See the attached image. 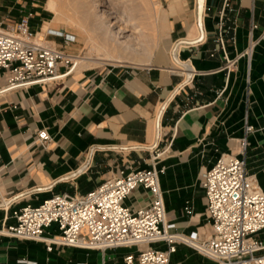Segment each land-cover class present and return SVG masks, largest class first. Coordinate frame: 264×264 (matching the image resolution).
Wrapping results in <instances>:
<instances>
[{
  "label": "crops",
  "instance_id": "0c3cea01",
  "mask_svg": "<svg viewBox=\"0 0 264 264\" xmlns=\"http://www.w3.org/2000/svg\"><path fill=\"white\" fill-rule=\"evenodd\" d=\"M153 1L157 35L168 29L170 48L180 44L176 57L182 63L173 58L177 66L61 69L47 83L0 91V264H122L125 247L47 249L42 240L1 229L25 203L36 205L55 192H87L128 161L150 166L152 146L166 148L155 164L164 167L159 180L167 218L185 233L200 231L206 203L200 178L220 153L238 151L246 112L254 125L244 152L246 170L264 191V0H203L200 19L195 0L194 24L178 5L168 12L181 16L165 23L160 0ZM40 2L0 0V22L31 13L30 27L38 31L51 16L46 1ZM221 19L228 27L224 49L218 40ZM49 20L52 28L73 33ZM48 36L46 42L67 53L77 50L75 35L68 42ZM39 127L51 136L46 146L33 141ZM150 198L138 186L124 203L139 207ZM56 232L55 223L46 229L48 235ZM256 236L264 241V230ZM177 251L187 263L201 258L188 246Z\"/></svg>",
  "mask_w": 264,
  "mask_h": 264
},
{
  "label": "built area",
  "instance_id": "2783aa9c",
  "mask_svg": "<svg viewBox=\"0 0 264 264\" xmlns=\"http://www.w3.org/2000/svg\"><path fill=\"white\" fill-rule=\"evenodd\" d=\"M30 17L27 13L0 27V91L47 83L73 65L72 54L36 38ZM218 28L224 49L228 27L221 19ZM47 34L63 35L64 42L74 38L54 29H47ZM253 130L246 112L238 151L220 153L200 178L209 224L206 232L185 233L167 218L159 180L164 167L155 164L166 148L155 146L150 166H133L128 161L87 192H55L36 205L25 203L12 212L13 221L1 232L42 240L47 249L54 244L95 250L125 247L122 264H180L172 259L180 245L210 258L212 264H264V241L256 236L264 230V191L251 181L244 157L247 136ZM50 140L45 127L34 130V142L46 146ZM138 186L150 192V200L139 207L125 204L124 199ZM184 211L191 213L192 208L185 206ZM52 223L57 232L48 235L46 229Z\"/></svg>",
  "mask_w": 264,
  "mask_h": 264
},
{
  "label": "rangeland",
  "instance_id": "374dc122",
  "mask_svg": "<svg viewBox=\"0 0 264 264\" xmlns=\"http://www.w3.org/2000/svg\"><path fill=\"white\" fill-rule=\"evenodd\" d=\"M45 1L47 3V0H41L40 4L45 3ZM86 1H87V6L90 9V12L93 13V2L91 0H86ZM57 2H59V3H57ZM73 2H74V0H56V5H58L59 7L62 6L65 9L66 8L70 9L69 12H71ZM160 3L162 6V9L164 10V21H165V23H169L170 20H173L174 18L181 16V15L178 16L174 13L168 12V8L171 5H178V6L184 7L185 11L187 13H189L191 16L190 22L192 24L195 23V15L193 13V9L195 7V0H160ZM120 5H122L123 7L125 6L129 11H132L133 14L136 15V17H138L137 19H139V22L141 24L140 34H142L138 38V41L141 44V45L138 44V46L140 45L139 47H140V49L142 48L141 49L142 52L143 51L147 52V53H145L147 55V59H145V58L141 59L142 57H144V55H140V54H142V52L140 51V49H138V50H135V51L129 53V55L131 54V56L128 55V58L131 57V59L119 57L118 58L119 60H115V61L103 59L102 62H94V63L93 62H84V63H82V65L81 64L76 65V61L74 60L75 63H73V65H74L73 68H81L80 71H82V70H107V69L115 67V66L116 67H118V66L143 67V66H149L152 64H163V63H167V62L169 64L177 66L174 63L173 54L175 53L176 55H178V46L180 44L178 43L177 47L172 52L173 47L170 48V39L173 38V34L172 33L170 34L168 29H164L161 31L160 36L157 35V33H156V22L155 21H157L156 17L158 16V10H157V7H156L154 1L153 0H120ZM186 5H189V8H188V6L186 7ZM146 9H148V10H146ZM11 10H13V9L11 8ZM154 16H155V18H154ZM67 17H68L67 14H62V13L60 14V12L58 14V13L53 12L51 10V16H49V18L45 22H42V25H41L42 27L40 26L38 31L36 30L37 31V38L45 41V39H47L49 37L48 35H55V34H47V29H54L51 27L52 22L50 23V20H49L52 18L53 21H57L60 24H62L64 27L71 30L73 32L71 35L76 36V40H77L76 43H77L78 47H77V50L73 54H75L76 56H80V55H84L85 52H87L92 57L93 56L94 57H102L103 51L101 49L96 50L97 47H92V48L88 47L92 43L90 41L91 43L89 44V38L87 36L88 34H86V33H88V31L84 30V27H82L80 23L73 21V20H69ZM13 21H15V20H13V18H8V20L6 22H1L0 27H5L7 23H11ZM154 22H155V24H154ZM82 25H85V24H82ZM43 26L45 28L47 26V29L46 30H45V28L43 29ZM142 26H143V29H142ZM44 30H45V32H44ZM54 30L63 32L62 29H60V30L54 29ZM142 30H143V33H142ZM41 31L44 32L43 36H42L43 32L41 34H39V32H41ZM68 34H70V33H68ZM55 36L62 37V39L64 41L63 35H55ZM50 44H53V42H50ZM57 47L61 48L58 45H57ZM143 47H144V49H143ZM138 52H140V54ZM138 57H141L140 58L141 60L145 59V61H141ZM113 58H117L115 53H113ZM138 60H140V61H138ZM72 66H71V68H72ZM114 171H115V169H114ZM77 190L79 191V189H77ZM208 225L209 224H208L207 213H206V210H204L203 220L201 221V227L199 230L206 232L208 229ZM172 259L174 261L180 262V264H212V260L208 257L203 256V255H201L200 259H196L194 261L192 260V261H190V263H187L183 260L178 259V251H176L172 254Z\"/></svg>",
  "mask_w": 264,
  "mask_h": 264
},
{
  "label": "bare ground",
  "instance_id": "6f19581e",
  "mask_svg": "<svg viewBox=\"0 0 264 264\" xmlns=\"http://www.w3.org/2000/svg\"><path fill=\"white\" fill-rule=\"evenodd\" d=\"M91 1L93 2V13L90 12L86 0H74L73 6L71 8L72 9L71 12H69L70 9L67 8L65 9L62 6L59 7L58 5H56V0H47L46 3V6L50 10L58 14L59 12L60 14L61 13L67 14L68 15L67 18L69 20H73L80 23L81 26L84 27V30L88 31V33L86 34H88L87 36L89 38V44L92 42L91 45L88 46L89 48L97 47L98 49L96 48V50L101 49L103 51L102 57H94V56L92 57L87 52H85L84 55H80V56H76L72 54L71 58L73 60V63H75L76 61V65L77 64L82 65V63L84 62H93V63L102 62L103 59L115 61V60H119L118 59L119 57L128 58L130 52L140 49L139 46L141 44L139 43L138 38L142 35L140 34L141 24L139 22V19H137L138 17H136V15L133 14L132 11H129L125 6L123 7L122 5H120V0H91ZM202 6H203V0H197L198 19H200L201 16ZM47 26L46 28L43 27V29L45 28L46 30ZM36 38H37V33H36ZM138 44L140 45L138 46ZM113 53L116 54L117 58H113ZM138 53L140 54V52ZM145 53L147 52L143 51L142 54L140 55H144V57L142 58L138 57V58L147 59V55ZM129 56H131V54ZM173 58L175 61L182 63L176 57L175 53L173 54ZM128 59H131V57H129ZM145 59L141 61H145ZM73 67L74 65L72 66L71 69H74ZM189 75L190 73L187 74V76Z\"/></svg>",
  "mask_w": 264,
  "mask_h": 264
}]
</instances>
